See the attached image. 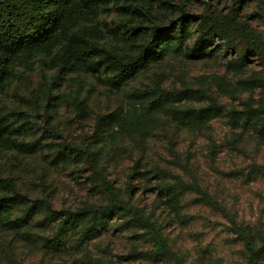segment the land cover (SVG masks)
Instances as JSON below:
<instances>
[{"label":"rangeland","instance_id":"1","mask_svg":"<svg viewBox=\"0 0 264 264\" xmlns=\"http://www.w3.org/2000/svg\"><path fill=\"white\" fill-rule=\"evenodd\" d=\"M231 3L66 0L60 44L93 42L102 52L59 77L60 44L10 58L0 83V178L30 201L0 211V264H245L234 224H264V54L226 33L193 57L198 22L191 19L175 37L154 39L156 57L124 82L114 80L106 57L125 60L148 40L125 33L121 22L149 30L176 19L180 5L226 14ZM72 7L80 18H69ZM238 18L264 42V0H242ZM74 97L83 103L81 122ZM251 110L256 120L248 127ZM62 140L91 152L117 197L154 224L171 258L148 253L153 234L132 215L92 210L108 205L105 193L84 159L59 151ZM13 195L0 186V197ZM33 201L35 212L23 218ZM80 209L86 217L57 238L50 210Z\"/></svg>","mask_w":264,"mask_h":264},{"label":"trees","instance_id":"2","mask_svg":"<svg viewBox=\"0 0 264 264\" xmlns=\"http://www.w3.org/2000/svg\"><path fill=\"white\" fill-rule=\"evenodd\" d=\"M86 4H91L96 0H85ZM103 1V0H98ZM66 0H0V83L4 80L7 73V65L13 55H21L23 52L55 46L61 43V33L65 31L68 18L64 17L63 4ZM242 0H232L230 9L226 14L215 11L209 6L202 9L199 13H189L181 5L179 6V15L176 19L170 20L167 26L152 25L149 30L142 25H131L127 22H121L120 27L125 33L131 36L142 34L148 37L146 43L140 46L136 55L129 56L122 60L118 56L107 53L106 57L112 64L115 73L116 82H124L138 69L142 68L157 55L154 52L155 40L165 37L173 38L180 34L184 23L188 20L198 22V36L190 55L196 57L203 46L214 44L220 40L223 34L231 33L235 38L242 41L247 48H251L257 53L264 54V42L254 33L247 23V20L238 18V10ZM70 9V19L80 18L82 13L78 8ZM138 9V8H135ZM173 25H177L173 27ZM173 27V28H171ZM178 28V29H177ZM155 39V40H154ZM102 52L101 48L95 43L90 42L88 48L81 47L68 48L60 44L56 57L59 60V68L56 76L59 77L64 71L74 70L83 66L92 59L94 54ZM74 110V120L81 122L84 115L82 100L74 97L72 101ZM255 110L245 112L244 123L248 127L254 121ZM103 123V119L95 122L94 128L97 132ZM264 130V126L261 127ZM51 137L61 138V135L50 128L43 130ZM34 142L24 144L25 148L35 147ZM61 152L80 156L90 166L93 174L96 176L99 185L102 187L108 201L105 206H93L92 210L111 216L117 211L132 215L141 226L148 228L153 234L154 248L148 253L153 257L171 258L173 252L168 248L164 238L157 228L149 221L136 207L130 205L127 201L120 200L113 186L102 176L101 171L97 170V162L91 156V152L86 147L69 145L64 140L58 144ZM0 186H3L13 192V196L0 197V211L8 207L15 200L28 203L30 200L17 193L14 184L7 178H0ZM36 201L30 202L23 218H29L37 208ZM51 217L59 220L58 235L60 240L64 237V229L67 226H74L81 222L85 217L87 210L80 209L76 211L50 210ZM234 224V223H233ZM234 231L238 240L241 242L244 251L245 264H264V224L255 225H235ZM93 231V230H92ZM91 231H88V234ZM91 262L86 264H100L97 259H89ZM176 264H181L176 260Z\"/></svg>","mask_w":264,"mask_h":264}]
</instances>
